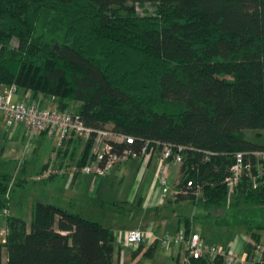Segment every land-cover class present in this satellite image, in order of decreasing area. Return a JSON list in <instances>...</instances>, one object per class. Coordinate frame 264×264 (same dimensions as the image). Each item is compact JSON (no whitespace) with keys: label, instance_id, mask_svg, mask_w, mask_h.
<instances>
[{"label":"trees","instance_id":"1","mask_svg":"<svg viewBox=\"0 0 264 264\" xmlns=\"http://www.w3.org/2000/svg\"><path fill=\"white\" fill-rule=\"evenodd\" d=\"M145 3L152 13L138 14ZM10 84L40 107L72 110L85 125L131 136L134 149L145 140L182 146L174 186L200 185L190 201L203 209L232 211L242 202L264 210L257 174L264 160L251 155L224 207L234 154L264 151V0H0V85ZM40 134L35 154L48 137ZM69 143L54 147L38 173L59 168ZM25 182L0 173V208ZM194 218H182L185 235ZM155 245L133 253L151 257ZM251 249L246 243V261ZM113 254L111 229L52 203L33 201L28 220L4 215L0 264H113Z\"/></svg>","mask_w":264,"mask_h":264},{"label":"rangeland","instance_id":"2","mask_svg":"<svg viewBox=\"0 0 264 264\" xmlns=\"http://www.w3.org/2000/svg\"><path fill=\"white\" fill-rule=\"evenodd\" d=\"M153 8L154 6H152L151 4L145 3L141 6H136L135 11L138 14L152 13ZM14 44L15 42L12 41L11 45L13 46ZM44 107L51 108L53 107V105L45 104ZM1 120L0 144H2V153L0 154V173L10 175L12 181L25 177L26 182L22 187L15 186L14 195L8 201L6 212L0 213V236H3L4 215L9 214L20 216L23 219L28 220L30 217L31 204L35 200L49 202L71 212L79 213L82 217L89 220L98 221L105 227H120L121 231H125L130 227H136L139 220L141 221L142 219H147V221H158L161 219L160 216L154 213L156 211L151 208V205L153 204H150L147 208L144 209L142 206L131 204L129 200L124 201L127 197L129 184L136 180L137 175H139L138 170H136L134 167L129 169L121 165V167L119 168L118 165H115L111 170V172L117 173L116 170L119 168V172L124 174V178L127 174L129 176L125 181L126 186L120 196V199H117L118 201L116 200L117 196L115 189L108 190V183H106L100 198H96L93 195H90L88 197L87 195L85 196L83 193H80L78 195L70 194L69 197H67L65 200L58 199L56 196H60L62 198V195H64L63 192L60 191L59 193V189L57 188H52L50 192H47V187H44L38 182H35L33 178H29L28 173H26V171H28L29 169L30 158L34 160L37 158V161L39 159L44 160L47 152L42 153L40 151L39 153L35 154L32 151V147H30L31 144H33V141L31 142L30 137L26 134L22 136V138L14 137L12 140H10L9 138L3 139L2 130L10 129L15 125H19L18 128L21 129L22 125L7 124L5 121ZM251 135H253V133H250V136ZM53 148L54 147H52V149ZM11 149L13 150L12 153H10ZM52 149L51 152H53ZM25 152L27 154L26 156L24 155ZM144 167L142 169L141 165L140 169L143 170L141 172L143 173L144 184L148 185L153 178V167H151L150 169H145ZM260 167V173L262 174L264 172V168L262 167L264 166ZM257 168L259 169L258 165ZM23 170L25 174L24 172H22ZM102 176L103 175L90 176L91 180L89 182V186L92 188L94 182L99 181ZM157 186L159 185L157 184ZM172 189L174 190V187ZM160 195H163V197H165L166 193H160ZM70 198L71 200H69ZM178 199H184L188 202H191L190 200L194 198L189 196H181L177 199H173L172 204L165 203L161 206L160 213L165 216V220L167 221L164 233L172 234L174 232L173 224L177 217L183 218L195 215V218L192 221L193 231H199V233L203 235L205 241L209 244L225 245L226 243L230 242V250L236 255L238 259L236 262H234V264H244V248L246 245L245 239L247 235L249 237V231L247 232V227H250L252 231L257 232L260 239V245L264 246V229H257L255 227L258 224L264 227V210H262L258 206L238 202L234 205V209L232 211H227L225 210V208L203 209L200 205L193 206L189 203H177ZM67 200L69 201V203H67ZM226 205L227 204L225 203L224 207L228 206ZM163 234L159 235V229H155L153 232V235L156 239V249L153 260H149L151 264H172V260L169 257L168 251L170 252L173 247L171 245H161L160 238L161 236H163ZM149 240L150 236L143 235L142 242L140 244L143 243L145 246H147ZM114 241V249L116 245H121V247H123L121 242L118 240V234L115 236ZM144 245L143 248H145ZM121 247H117L116 251H118V249H121ZM125 247H127V249H124V252H127L128 257L126 260L123 259L122 264H130V260L133 259V256L130 253L133 249L129 246ZM252 249L251 256L254 251ZM146 259L148 258L143 257L142 254H138V258L133 264H142V262L150 264ZM115 263L118 264L116 261Z\"/></svg>","mask_w":264,"mask_h":264},{"label":"built area","instance_id":"3","mask_svg":"<svg viewBox=\"0 0 264 264\" xmlns=\"http://www.w3.org/2000/svg\"><path fill=\"white\" fill-rule=\"evenodd\" d=\"M17 92L16 86L0 85V114L7 124H21L27 136H37L44 132L48 137L55 139L56 146L62 140H69L70 143L76 140L90 141V151L86 160L81 165L74 161L70 163L69 157L64 160L59 168L50 164L34 176L35 180L45 178L52 174L62 176L67 174L68 180L74 173H82L91 176L103 175L115 164L126 162L131 159L145 160L155 151H159V160L155 171V178L160 185L162 193L168 192L169 181L166 174V163L180 164L179 151L182 146H177L173 151L170 145L158 141H143L137 149L127 146L133 144V138L110 130V128H98L83 123L78 114L72 110H59L55 107H40L37 102L28 98L27 92H23L22 98L12 100ZM211 155V152H208ZM255 160H264V151L236 152L234 162L228 169V175L224 178L226 186L225 203L230 204L234 189L244 169L249 168V156ZM257 174H261L260 166ZM264 168V167H262ZM251 178H253L251 176ZM172 189V200L181 196H189L195 200L200 196V185L193 183L191 179L185 180L184 184ZM226 205V206H227ZM6 208H0V213H5ZM143 233L137 228L129 229L123 235L118 236L122 245L136 248L142 242ZM253 247L251 259L245 260L244 264H261V257L264 254V246L259 242L248 240ZM161 245H171L181 251L177 264H187L189 258H204L208 264L219 260L220 264H234L238 259L230 250L219 244H209L197 232L189 231L184 234L183 227H178L172 234L165 233L160 238Z\"/></svg>","mask_w":264,"mask_h":264},{"label":"crops","instance_id":"4","mask_svg":"<svg viewBox=\"0 0 264 264\" xmlns=\"http://www.w3.org/2000/svg\"><path fill=\"white\" fill-rule=\"evenodd\" d=\"M22 95H23V93L16 92L12 96V100H19L20 98H22ZM0 120L4 121L3 116L1 114H0ZM18 126L19 125H15V126L11 127L10 129L2 130L3 139L9 138L10 140H12L14 137L22 138V136L25 135V131L23 129V126L21 127V129L18 128ZM41 139H42L41 134H38L37 136H34V135L30 136L31 142L33 141L32 142L33 144H31V142H30V144H31L30 147H32V151L34 150L33 148L35 147V144L37 142L40 143ZM39 143H38V149H37L36 153H39L41 151L42 153L47 152V154H46V157L44 160L39 159L37 161L36 160L37 158L35 160L30 158L29 169H28V171H26V173H28L29 178H33V179H35L34 176L36 174H38V171L40 170L41 166L44 163L51 162L52 157H53V152H51V149H52V147H55V145H56L55 139L51 138V137H46L45 141L43 143H41V145H39ZM82 147H83L82 141L76 140L75 142L69 143L68 151L66 153V157L64 158V160L67 159L68 157H70V159H69L70 163H73L74 161L76 162ZM10 151H11L10 153H12L13 150L11 149ZM1 153H2V144H0V154ZM24 155L25 156L27 155L26 152L24 153ZM22 159H25V158H22ZM158 160H159V151H155L151 156H149L145 160L131 159V160H128L126 162L115 164V165H118L119 168L121 167V165H123L129 169L134 167L136 170H138V174H139V175H137L136 180H134L133 182H131V184H129V189L127 191V197L124 201L129 200L131 204H134L136 206H142L144 209L147 208L150 204H153V205H151V208H153V210L156 211L154 213L156 215L160 216L161 219L158 221H147V219H142L141 221L139 220L136 227L127 228L125 231H121L120 227H111V228L107 227V228L112 230L114 238L117 234H118V236H120V235H123V233H125L129 229L137 228V229L142 231L143 235L150 236V240L148 243V245H149L152 241L156 242L155 236L153 235V232L155 229H159V235H162L165 232L164 230H165V226L167 224V221L165 220V216L162 213H160L161 212V206L164 205L165 203L166 204H172V202H173L171 199L172 198L171 194H172V188L174 186V182H175V179H176L177 173H178V164L166 163L167 164L166 165V174L168 176V181H169L170 186H169L168 192H166V196L163 197V195L162 196L160 195V193H162V192L159 189V187H160L159 182L155 178V171L157 168ZM115 165H113V166H115ZM141 165H142V169L144 166H145L144 167L145 169H148V168L150 169L151 167H153V178H152V181L148 185L144 184L143 173L141 172L143 170L140 169ZM113 166L108 170V172L103 174V176L100 178L99 181L94 182V185L92 186V188L89 186V182L91 180L90 179L91 175L82 174V173H74L71 176V179L69 181H67L68 176H67V174H65L62 176L57 175V176H55V178H53L51 180H48V179L44 180L40 184L43 185L44 187H47L46 188L47 192H50L52 190V188L59 189V193L61 191V192H63L64 195H62V193H61L62 198L60 196H56V195L55 196L58 199H61V200L64 199L65 200L67 197H69L70 194L78 195L80 193H83L85 196L87 195L88 197L90 195L91 196L93 195L96 198H100L102 193H103V190L105 188L106 183H108V190L115 189L116 196H117L116 200L117 199L119 200L120 196L123 193L125 186H126L125 181L128 179L129 176L127 174L126 177L124 178V174L119 172L120 171L119 168L116 170L117 173L111 172ZM22 172H24V170ZM24 174H25V172H24ZM262 174L264 175V172ZM23 178L26 179L25 177H23ZM157 184L159 186H157ZM156 187H158V188H156ZM69 200H71V198ZM67 203H69L68 200H67ZM177 203H189L193 206H197V205L192 204L191 202H188L187 200H184V199H178ZM60 208H62V207H60ZM62 209H64V208H62ZM65 210H67V209H65ZM67 211H69V210H67ZM162 218H164V219H162ZM181 221H182L181 217L176 218V220L173 224V230L174 231L180 226L183 227ZM192 221H191L190 227H189L190 231H193ZM194 232H196V231H194ZM197 233H199V231H197ZM201 236L203 237V235H201ZM248 240H250V237H248V235H247L245 242L247 243ZM259 241H260V239H259ZM229 243L230 242L226 243L225 245H223V244H221V245L224 247H228V246L231 247ZM141 245L143 247L144 244L142 243ZM119 246L121 247V245H116V247L114 249V254H113V261H114L113 263L114 264H116L115 261L118 264H122L123 259L126 260L128 257L127 252H124V249L125 250L127 249V247H125L126 245H123V247H121V249H118V251H116V248L117 247L119 248ZM144 247H147V246L144 245ZM142 249H144V248H142ZM155 249H156V245H155V248L153 250L151 257H147L148 259H146V260H148V261L153 260ZM133 251H134V248H133L132 252L130 253L133 256V259L130 260L131 263L129 262L130 264L135 263L136 259L138 258V254L139 255L142 254V250L139 251L138 253H133ZM168 253H169L170 259L172 260V264H176L178 262V259L180 258L179 250H177L176 248H172V250H170V252L168 251ZM252 255H253V253H252ZM149 263H150V261H149ZM243 263H245V261ZM136 264H138V263H136ZM142 264H146V263L142 262Z\"/></svg>","mask_w":264,"mask_h":264}]
</instances>
